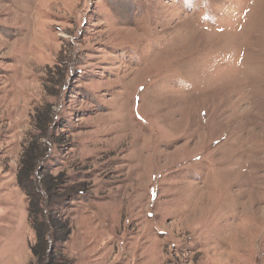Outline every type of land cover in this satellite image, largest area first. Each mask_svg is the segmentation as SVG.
Segmentation results:
<instances>
[{"label": "rangeland", "instance_id": "obj_1", "mask_svg": "<svg viewBox=\"0 0 264 264\" xmlns=\"http://www.w3.org/2000/svg\"><path fill=\"white\" fill-rule=\"evenodd\" d=\"M48 109L67 264H264V0H0V264Z\"/></svg>", "mask_w": 264, "mask_h": 264}, {"label": "trees", "instance_id": "obj_2", "mask_svg": "<svg viewBox=\"0 0 264 264\" xmlns=\"http://www.w3.org/2000/svg\"><path fill=\"white\" fill-rule=\"evenodd\" d=\"M39 112L34 117L37 133L24 145L16 174V185L26 197L27 219L35 237L29 247L33 257L30 264H67L63 250L70 238L71 219L65 217L64 211L85 190L66 174L55 176L47 169L49 157L43 140L46 136L52 140L49 134L54 120L49 109L44 114Z\"/></svg>", "mask_w": 264, "mask_h": 264}]
</instances>
